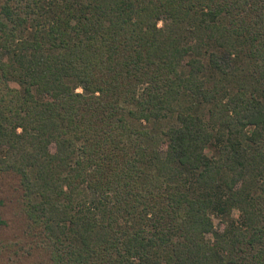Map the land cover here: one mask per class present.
Instances as JSON below:
<instances>
[{"label":"trees","instance_id":"obj_1","mask_svg":"<svg viewBox=\"0 0 264 264\" xmlns=\"http://www.w3.org/2000/svg\"><path fill=\"white\" fill-rule=\"evenodd\" d=\"M3 50L27 252L264 264V0H0Z\"/></svg>","mask_w":264,"mask_h":264},{"label":"rangeland","instance_id":"obj_2","mask_svg":"<svg viewBox=\"0 0 264 264\" xmlns=\"http://www.w3.org/2000/svg\"><path fill=\"white\" fill-rule=\"evenodd\" d=\"M162 24V22H160ZM12 52L1 51L0 56L4 61H10ZM16 86V83H12ZM207 152L213 153V148H208ZM2 197L4 203L0 204V214L7 221L3 226H0V264H51L46 256V252L41 248L36 247L32 252H27L28 249V234L26 232V223L22 219L20 203L18 202V191L15 192L13 181L10 178H4ZM240 212L235 209L228 217L227 221L238 220ZM219 219H216V225ZM218 229V228H217ZM217 229L209 236V239H214L218 236ZM21 249V255L15 251Z\"/></svg>","mask_w":264,"mask_h":264}]
</instances>
